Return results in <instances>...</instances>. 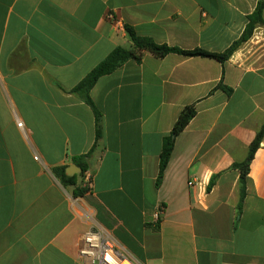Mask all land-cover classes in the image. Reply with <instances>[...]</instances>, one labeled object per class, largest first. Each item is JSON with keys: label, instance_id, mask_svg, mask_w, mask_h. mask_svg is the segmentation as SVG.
<instances>
[{"label": "crops", "instance_id": "obj_1", "mask_svg": "<svg viewBox=\"0 0 264 264\" xmlns=\"http://www.w3.org/2000/svg\"><path fill=\"white\" fill-rule=\"evenodd\" d=\"M260 1L0 0V264H90L78 251L93 227L137 264H264V140L241 213L233 169L264 127V26L225 63L147 52L100 78L98 140L94 110L72 93L132 47L127 26L159 45L222 54ZM190 105L197 114L157 188L164 139ZM80 164L87 171L68 176Z\"/></svg>", "mask_w": 264, "mask_h": 264}, {"label": "trees", "instance_id": "obj_2", "mask_svg": "<svg viewBox=\"0 0 264 264\" xmlns=\"http://www.w3.org/2000/svg\"><path fill=\"white\" fill-rule=\"evenodd\" d=\"M264 11V0H261L256 8V11L252 16H250L249 23L246 27L244 34L240 39L235 41L224 53L215 54L210 53L202 49H195L191 51H185L178 48H171L167 45H159L155 43L151 38L139 36L132 27L127 26L126 32L132 42L131 48H116L109 57H107L102 63H100L79 85H77L72 93L85 101L94 110L96 121H97V140L101 137V113L94 105L91 99V91L97 84L100 78L106 75H110L120 68L123 64L129 60L141 61L145 53H151L157 58H164L169 54H178L184 57H202L215 59L221 63L228 61L235 52H237L241 46L249 41L256 28L259 26H264L263 19ZM223 88L222 85H219ZM226 89V88H224ZM228 90V89H227ZM230 91V90H228ZM197 108L196 105H190L183 109L176 124L173 127L171 134L164 139L163 149L160 157V168L159 175L157 178V188H160L165 170L170 162L173 150L175 147V140L185 128L189 125L191 120L196 116ZM264 140V127L257 134L256 138L252 142L249 148V153L246 160L242 163H237L233 165V169L238 170L240 173V184H241V197L238 211L242 212L243 203L246 197V185L248 182L250 174V166L255 158V154L259 150L261 143ZM83 173L87 171V166L80 164ZM55 175L61 180L64 185L75 186V178H69L66 175V168H57L54 170ZM213 184L209 186L212 187ZM87 190L85 188L77 187L75 189V196H83Z\"/></svg>", "mask_w": 264, "mask_h": 264}, {"label": "built area", "instance_id": "obj_3", "mask_svg": "<svg viewBox=\"0 0 264 264\" xmlns=\"http://www.w3.org/2000/svg\"><path fill=\"white\" fill-rule=\"evenodd\" d=\"M18 127L23 129V123L18 122ZM36 159L38 160V157ZM91 183V178L88 177L86 187H90ZM189 185L194 186L195 183L191 182ZM74 206L83 216L92 219L77 202L74 203ZM161 213L162 211H159L155 215L156 220H159ZM78 252L79 257L90 264H137L121 248L111 233L97 227H93L82 236Z\"/></svg>", "mask_w": 264, "mask_h": 264}, {"label": "water", "instance_id": "obj_4", "mask_svg": "<svg viewBox=\"0 0 264 264\" xmlns=\"http://www.w3.org/2000/svg\"><path fill=\"white\" fill-rule=\"evenodd\" d=\"M76 169H77V171H76ZM69 172H73V173L71 174ZM82 172H83L82 169L72 166V167H69V169H68V176H74L75 174L82 173Z\"/></svg>", "mask_w": 264, "mask_h": 264}, {"label": "rangeland", "instance_id": "obj_5", "mask_svg": "<svg viewBox=\"0 0 264 264\" xmlns=\"http://www.w3.org/2000/svg\"><path fill=\"white\" fill-rule=\"evenodd\" d=\"M259 38H261L260 36H258ZM256 41V40H255ZM258 41V40H257ZM79 179H81L80 177H79Z\"/></svg>", "mask_w": 264, "mask_h": 264}, {"label": "bare ground", "instance_id": "obj_6", "mask_svg": "<svg viewBox=\"0 0 264 264\" xmlns=\"http://www.w3.org/2000/svg\"><path fill=\"white\" fill-rule=\"evenodd\" d=\"M125 264H128V263H125Z\"/></svg>", "mask_w": 264, "mask_h": 264}]
</instances>
